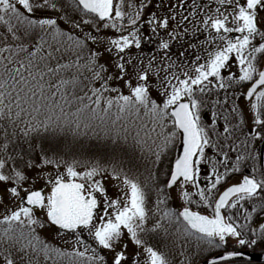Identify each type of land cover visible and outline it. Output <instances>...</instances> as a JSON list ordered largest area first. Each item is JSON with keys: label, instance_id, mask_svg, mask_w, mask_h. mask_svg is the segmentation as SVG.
<instances>
[{"label": "snow or ice", "instance_id": "6c2138e0", "mask_svg": "<svg viewBox=\"0 0 264 264\" xmlns=\"http://www.w3.org/2000/svg\"><path fill=\"white\" fill-rule=\"evenodd\" d=\"M260 217L264 0H0V264H231Z\"/></svg>", "mask_w": 264, "mask_h": 264}, {"label": "water", "instance_id": "95a60500", "mask_svg": "<svg viewBox=\"0 0 264 264\" xmlns=\"http://www.w3.org/2000/svg\"><path fill=\"white\" fill-rule=\"evenodd\" d=\"M243 253H244L243 258H236L233 261H249V262L264 264V254H255L250 252H243Z\"/></svg>", "mask_w": 264, "mask_h": 264}, {"label": "flooded vegetation", "instance_id": "af4514ba", "mask_svg": "<svg viewBox=\"0 0 264 264\" xmlns=\"http://www.w3.org/2000/svg\"><path fill=\"white\" fill-rule=\"evenodd\" d=\"M259 222H264V217H260L259 218ZM231 244H234V243L230 242V245ZM247 249H249V250H247ZM240 250L242 252H250V253H255V254H264V242L258 243L254 247H248V248H244V249H240ZM217 254L218 253H214L213 255H217ZM248 264H259V263H248Z\"/></svg>", "mask_w": 264, "mask_h": 264}, {"label": "rangeland", "instance_id": "374dc122", "mask_svg": "<svg viewBox=\"0 0 264 264\" xmlns=\"http://www.w3.org/2000/svg\"><path fill=\"white\" fill-rule=\"evenodd\" d=\"M174 151H178V149H176V150H174ZM208 211H210V210H208ZM230 242L234 243V241H230ZM178 251H179V250H177V256H176L177 261H179L180 259H182V257H179V255H178ZM214 253H215V252H214ZM214 253H213V254H214ZM207 257H208V254H207V253H205L204 256L200 257L201 262H202L205 258H207Z\"/></svg>", "mask_w": 264, "mask_h": 264}, {"label": "trees", "instance_id": "16d2710c", "mask_svg": "<svg viewBox=\"0 0 264 264\" xmlns=\"http://www.w3.org/2000/svg\"><path fill=\"white\" fill-rule=\"evenodd\" d=\"M247 250H249V249H247ZM231 264H248V263H244V262H231Z\"/></svg>", "mask_w": 264, "mask_h": 264}]
</instances>
